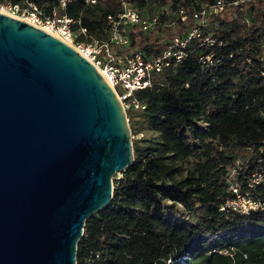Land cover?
Segmentation results:
<instances>
[{
	"label": "trees",
	"instance_id": "1",
	"mask_svg": "<svg viewBox=\"0 0 264 264\" xmlns=\"http://www.w3.org/2000/svg\"><path fill=\"white\" fill-rule=\"evenodd\" d=\"M130 1L150 16L148 0ZM215 1L173 0L172 17L163 14L153 30L130 26V49L163 52L186 37L202 3ZM226 1L205 17L203 35L214 43L191 41L180 64L133 95L146 105L127 109L132 133H142L133 139L135 160L114 175L111 203L86 219L78 264H264V209H221L234 195L232 168L246 189L264 153V0ZM118 9L117 0H76L67 13L89 29L78 40L91 41L108 37L107 15ZM239 150L251 153L242 165ZM253 190L264 200V181Z\"/></svg>",
	"mask_w": 264,
	"mask_h": 264
},
{
	"label": "water",
	"instance_id": "2",
	"mask_svg": "<svg viewBox=\"0 0 264 264\" xmlns=\"http://www.w3.org/2000/svg\"><path fill=\"white\" fill-rule=\"evenodd\" d=\"M134 153L127 109L97 67L0 10V264H78L86 219Z\"/></svg>",
	"mask_w": 264,
	"mask_h": 264
},
{
	"label": "built area",
	"instance_id": "3",
	"mask_svg": "<svg viewBox=\"0 0 264 264\" xmlns=\"http://www.w3.org/2000/svg\"><path fill=\"white\" fill-rule=\"evenodd\" d=\"M76 0H58L57 4L38 3L34 0H23L21 3L5 2L0 4L1 11L12 16L23 18L72 45L87 57L101 72L110 86L115 90L126 109L132 107L145 108L146 105L133 95L139 89L150 88L155 83L156 75L166 68L180 64L187 55L188 44L200 38L203 43L213 44L214 39L203 35L206 15L222 10L226 0L214 3H202L200 10L194 13L196 24L189 29L186 37L176 35L167 48L151 56L145 50L131 48L130 26H139L144 31L153 30L159 23L158 17H151L132 4L130 0H117L119 9L107 15L108 37L91 41L78 40V36H89L88 27L83 25L81 17L67 13L70 3ZM86 3H97V0H85ZM236 1L235 3H237ZM60 10H64L60 13ZM182 19L187 15L182 10ZM117 46L118 48H115ZM212 53L202 56L201 61L211 62ZM238 168H232L228 180L233 197L222 205L226 208L249 214L264 209V200L255 195L254 187L264 181V153L259 160L258 168L248 178V188L242 189L237 178Z\"/></svg>",
	"mask_w": 264,
	"mask_h": 264
},
{
	"label": "rangeland",
	"instance_id": "4",
	"mask_svg": "<svg viewBox=\"0 0 264 264\" xmlns=\"http://www.w3.org/2000/svg\"><path fill=\"white\" fill-rule=\"evenodd\" d=\"M102 4L113 8V5L112 4L110 5L106 1H103ZM172 7H173V0H148L146 11L152 18L158 17V19H161L163 14H165L166 16L168 15L172 17V14H173ZM0 10H2V8H0ZM164 32L165 31H161L160 35H163ZM141 135L142 133H137V134L133 133V139L138 138ZM235 154L238 155L237 164L239 165H242L244 162H246L251 155L249 150H239V151H236ZM122 174H123L122 172H118L115 175H117L118 177H121Z\"/></svg>",
	"mask_w": 264,
	"mask_h": 264
}]
</instances>
